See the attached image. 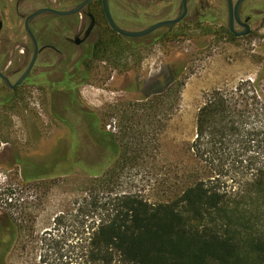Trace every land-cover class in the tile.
I'll list each match as a JSON object with an SVG mask.
<instances>
[{
	"label": "trees",
	"instance_id": "obj_1",
	"mask_svg": "<svg viewBox=\"0 0 264 264\" xmlns=\"http://www.w3.org/2000/svg\"><path fill=\"white\" fill-rule=\"evenodd\" d=\"M184 61L169 64L167 87L127 106L123 102L122 109L110 105L97 113L80 107L81 97L82 134L74 129L77 122H67L73 128L67 173L80 169L100 177L119 157L138 154L137 137L124 136V142L117 131L106 129V120L119 111L126 118L143 112L149 126H157L167 95L183 85ZM136 125L124 130L136 131ZM195 125L189 151L197 164L179 195L153 203L136 193L93 190L82 228L59 238L51 233V247L62 264H264V91L252 82L215 88L205 94ZM34 208L27 205L21 221H12L17 242ZM63 217L57 216L56 223ZM12 243L2 264H9Z\"/></svg>",
	"mask_w": 264,
	"mask_h": 264
},
{
	"label": "flooded vegetation",
	"instance_id": "obj_2",
	"mask_svg": "<svg viewBox=\"0 0 264 264\" xmlns=\"http://www.w3.org/2000/svg\"><path fill=\"white\" fill-rule=\"evenodd\" d=\"M250 1L244 0L238 10L240 23L233 12V28L228 0L218 7L211 0H187V12L177 24L130 37L118 32L109 16L121 29L142 31L177 18L183 0H0V168L7 170L0 172V182L10 188L0 191V264L10 240L12 246L17 242L12 221H21L31 204L27 199L44 200L56 179L71 174L67 162L73 128L67 122H77L74 129L82 134L77 106L81 88L91 84L121 92L138 86L141 91L132 101L158 92L168 86V73L152 78L149 87L142 75L126 77L127 84L116 86L121 69L141 66L140 59L125 57L127 53L140 56L160 40L182 37L185 24L191 27L185 30H212L204 31L207 39L246 37L254 22L264 21V0ZM245 24L250 32L237 34ZM35 88L41 96L33 95ZM85 106L81 101L80 107ZM106 129L116 132L112 124ZM14 191L22 193L24 204L7 201Z\"/></svg>",
	"mask_w": 264,
	"mask_h": 264
},
{
	"label": "rangeland",
	"instance_id": "obj_3",
	"mask_svg": "<svg viewBox=\"0 0 264 264\" xmlns=\"http://www.w3.org/2000/svg\"><path fill=\"white\" fill-rule=\"evenodd\" d=\"M211 1L218 7L222 0ZM252 26L250 35L228 40L223 37L207 39L203 35L208 33L204 31L212 30L189 31L185 29L191 27L185 24L182 37L160 40L140 56H137V51L127 53L128 57L137 61L140 59L141 66L136 65L128 72L120 70L116 86L127 84L126 77L139 79L140 75L150 85V80L161 72H170V63L183 58L186 71L179 81L183 83L182 87L172 89L167 95V105L159 112L163 115L162 119L157 118L160 122L157 126L150 127L143 112L126 118L119 111L118 116L106 120L107 124L116 128L124 142V136L137 137L134 144L139 146L138 154L129 153L126 159L119 157L100 177L77 169L73 174L56 179L44 200L27 199L38 209L24 222L22 238L8 255L9 264H62L51 247V233L59 238L67 236L73 228H82L86 199L93 190L112 195L136 193L153 203L179 195L187 184V175L196 168L197 162L189 147L195 138L196 115L205 94L215 88L238 86L243 82L259 84L264 91V21H256ZM128 90L120 92L117 87L87 84L81 88V94L86 106L101 113L110 105H118L122 109L123 106L119 105L124 102L127 106V101L139 94L141 88L131 86ZM33 95L42 94L35 88ZM133 124H137L136 131L124 130ZM51 127L60 126L51 124ZM58 133L65 134L64 130ZM6 171V168H0V172ZM0 187V191L10 189L3 181ZM14 192L7 201L20 200L24 204L22 193ZM11 198L13 200L10 201ZM57 216H64L58 224L55 220Z\"/></svg>",
	"mask_w": 264,
	"mask_h": 264
},
{
	"label": "water",
	"instance_id": "obj_4",
	"mask_svg": "<svg viewBox=\"0 0 264 264\" xmlns=\"http://www.w3.org/2000/svg\"><path fill=\"white\" fill-rule=\"evenodd\" d=\"M228 1H229L230 12H231V28H233V17H232L233 12H235L234 13L235 17H236L237 21L240 23L241 21H240L239 16H238V10H239V8H240V6L244 0H238L235 6L233 5V0H228ZM78 9L79 8L75 9V11H77ZM39 12H42V10L38 11L37 13H34L32 16H34L35 14H38ZM186 12H187V0H183V9H182L181 14L177 18L158 22V23L153 24L149 28L142 30V31H127V30L121 29L116 24H114V22L112 21L110 16H109V19H110L112 26L121 34H123L125 36H130V37H137V36H143L147 33H150L152 31L156 30L157 28H160L161 26L177 24L185 16ZM244 27H245V30L240 32V33H237V34L244 35V34H247L250 32V26L248 24H245Z\"/></svg>",
	"mask_w": 264,
	"mask_h": 264
}]
</instances>
